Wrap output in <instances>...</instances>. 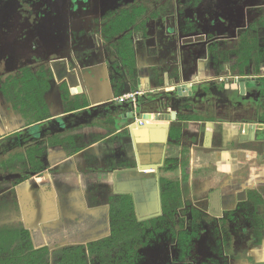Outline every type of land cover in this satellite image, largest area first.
I'll return each instance as SVG.
<instances>
[{"label":"flooded vegetation","instance_id":"flooded-vegetation-1","mask_svg":"<svg viewBox=\"0 0 264 264\" xmlns=\"http://www.w3.org/2000/svg\"><path fill=\"white\" fill-rule=\"evenodd\" d=\"M219 1L0 0V99L5 101L7 107H5L7 114L2 111L0 117L9 118L7 119L8 122H3L0 127V157L4 158L7 155L6 159L13 163L16 151L20 153L19 156L26 160L28 147L32 143H40L43 139L46 140L45 135L53 136V130L60 128V126H71L76 121L91 122L93 121L92 115L104 114L105 109L100 107L96 110L90 109V112L83 111L80 116L74 118L50 117L49 120L55 119L51 122L48 119L42 120L40 118L36 122L29 123L30 110L24 107L25 115L18 113L13 103L16 99V92L23 91L25 83L32 76L41 81L42 72H45L49 67L51 68V65L55 69L54 79H58L55 81L54 88L51 84L49 96H45L47 101L52 96L53 99L57 96L51 104H62L59 97L61 93L59 82L62 80L71 82L70 90L75 92L77 91L76 80H79L84 86L95 79L97 81L103 79L106 83L110 74L108 58L100 59L99 56L102 57V53L97 54L96 59L93 58V54L90 53V50L93 49V41L97 43L95 40L99 39L102 41V45L107 48L111 42L126 40L128 36L125 29L136 25L131 23L134 19H140L141 23L138 22L136 29H141L144 36L142 33L139 34V48L136 46L133 50L134 59L131 58L132 55L128 57L125 54H123L124 60L118 59V72L116 74L120 78L123 77V80L121 78L123 84L120 89L125 87V89L130 90L127 93L143 91L142 95L137 96L138 109H142L145 104L147 105L148 102H145L142 97L150 92L144 87L141 89L144 84H141L140 76H148V78L156 76V78L161 77V79L165 75L182 77L189 68H185L182 58H187L192 53V51L183 53V48L190 47L188 46L190 43L200 42L196 46L194 56L204 58V55L208 54L210 58H215L218 61L219 72L226 71L231 75L239 70L244 72L252 59L256 61L262 73L257 76L259 77L258 80L253 78L254 86L246 96H249L248 99L256 108L261 107L263 114L264 67L262 65L264 63L261 62H264V0H230L232 4L228 8L220 5ZM164 4H168L170 7L167 8V15L163 18L158 13L155 14L154 11H159V7ZM239 8L241 14L236 13ZM198 9H200L199 14L195 13ZM217 15L226 16L227 20L223 24L224 29L219 28ZM125 18L128 20L126 21ZM212 19L216 23L211 27L209 21ZM112 25L114 29L111 28ZM145 26L147 31H152V28L156 27L157 29L162 27L163 33L165 27H169L170 31L171 29L174 30L168 39L162 40L163 46L170 47L169 50H164L165 55L162 56L165 65H159L157 58L152 59V57L147 58L145 56L144 50L152 49L156 42L151 39L152 32L148 37L146 36ZM208 31L212 32L210 36H207ZM218 31L224 32L218 33ZM166 40H168L169 45L166 44ZM249 45L251 48L255 46L256 49L253 50L252 57L248 59L249 62L240 68L241 52L239 49ZM108 49H103V54H108ZM178 50L181 52L180 56ZM127 54L130 55L128 52ZM142 57L146 58L145 61H142ZM77 72H80V75ZM231 75L230 77H232ZM232 78L233 80L226 81L227 85L220 83L216 85L215 89L219 90L220 95H224L223 99L229 102L234 98L232 86L235 77ZM110 86L116 89L113 84ZM177 86L170 90L167 88L160 90L173 91V94L176 93L175 96L177 95ZM197 91V87H195L192 88L191 93ZM211 91H208L210 96L212 95ZM186 94L187 91L182 88L178 96H173L174 100L171 105L168 104V107L171 106L177 113L182 112ZM209 98L212 99V96ZM159 99L160 106H163L161 98ZM179 106L181 108H178ZM14 117H17L15 120L19 123L21 122L18 123L19 125H15L16 123L12 120ZM72 130L70 131L72 132ZM0 168L2 167L0 166ZM11 169L10 172L14 173L3 171L0 173V177L20 174L31 176L33 173L36 176L39 174L36 171H24L16 174L15 169ZM5 181L12 182L5 189L6 193H10L14 188V179ZM101 190L108 193V188ZM180 194L182 196L181 191ZM178 199L177 201L182 204L176 205L178 206L177 218L175 217V221L178 223L177 227L170 218H166V223L161 224V230L145 227L142 231V226H137L136 234L130 238L131 241L134 240V243L130 244L132 248L124 249L119 258V264H264V260H257L250 252L251 246L257 245L256 241H258L257 235L254 234L255 223L251 206L238 205L230 208V204H228L226 209H219L211 201L210 207L207 205L204 208V203L199 208L193 207L200 212V215L190 217L184 210L186 208L182 206L184 205L183 198L182 200ZM177 201H171L169 204L174 206ZM181 210L185 212L182 213ZM161 215L147 219H139L136 215V220L143 222L151 218H158ZM4 221L11 222L8 217L7 219L2 217L0 222ZM19 222L14 223L19 224ZM109 233L108 230L104 236L109 235ZM180 233L184 237L183 243L180 241ZM87 241L65 244L61 247L85 245ZM107 251L110 252L111 249Z\"/></svg>","mask_w":264,"mask_h":264},{"label":"crops","instance_id":"crops-1","mask_svg":"<svg viewBox=\"0 0 264 264\" xmlns=\"http://www.w3.org/2000/svg\"><path fill=\"white\" fill-rule=\"evenodd\" d=\"M144 51L147 52H144L147 58L151 57L147 49ZM204 56V58L194 56L187 73L182 77L168 75H165L163 79L156 76L152 78L140 76V79L137 77L141 80V84H144V86L141 85V89L144 87L145 90L150 91L142 97L148 103L138 111L139 114L145 112L163 114L159 120L149 119L144 127L134 124V117L129 116V102L113 101L117 96L130 91L125 87L113 89L109 81L105 83L103 79L104 84L101 87L100 81L95 79L96 81H89L86 84L88 90L86 95L77 91L81 97H84V99L79 98V102L82 101L87 105L70 113L88 109L96 110L100 107H103L105 111L104 114L98 113L101 118L97 114L92 115L93 123H84L83 127L72 130L75 136L74 142L81 147L80 151L63 157L64 151L57 146L53 149L56 152L53 164L49 162L47 156L45 157L46 170L49 171L56 195L49 197L46 193L41 194L42 188L33 191L29 182L37 179L35 175H31L13 188V190L18 189L19 202L27 201L26 206H21V209L28 210L30 213L29 227L33 228L37 224L41 234L43 226L49 246L52 244L49 241L51 235L53 243L56 242V238L66 236L72 239L74 236L70 233L65 234L63 226L58 230L52 225L47 227L51 222L42 224V204L37 202L38 206L36 205V195L45 196L43 199L45 201L47 198H54L61 225L64 222L63 211L71 219L70 223L81 218L85 223L81 231L94 233L92 239L108 233L109 205L106 199L110 194L130 195L139 219L161 215L160 179L162 178L179 185L177 189L182 193L184 205L190 202L193 207L199 208L204 203L205 208L207 205L210 207L213 201L214 206L219 209H226L228 204L230 208L238 205L252 208L257 205L264 208L263 117L255 119L221 117L219 112H222L223 105L229 106L235 112L240 109L257 110V108L248 99L249 96H243L242 100L234 97L229 102L223 99L224 95H220L219 90H215L216 85L226 84V81L233 80V76L257 78L262 72L248 74L238 71L233 75L226 71L219 72L218 61L210 58L208 54ZM145 59L142 57V61ZM163 60L158 61L159 65H165ZM255 65L257 67L256 61L252 59L251 69ZM160 81L164 82L163 86L158 84ZM188 84H191L193 88L197 87L198 91L191 93L189 97L186 96L185 103L182 105L181 113L188 115V118L178 120L177 111L171 106L168 107V104L171 105L173 98L178 95L174 96L176 93L173 94V91H166L170 93L160 96V89L170 90L176 85ZM209 90L212 92V99L209 98L211 97ZM159 98L163 106H160ZM208 102L219 106L217 117L209 118L202 112V105ZM49 111L53 118L66 114L62 104L52 103ZM107 116L110 118L107 119ZM242 124L258 125V135L252 139L249 133L246 141L241 140L239 128ZM177 125L180 126V135L172 139L170 129ZM69 149L72 150V148ZM91 182L108 188V193L91 187ZM22 184H25L24 188L20 187ZM26 186L30 187L29 190H25ZM20 194L23 199L19 196ZM91 196L95 198L91 200ZM32 217H37L41 221L40 225L30 224L33 223ZM75 228V235L79 238L78 226L76 225ZM260 238H262L260 246L251 247L250 251L257 260H264V249H262L264 238L263 236ZM84 242L82 239L78 243ZM260 247L262 250L259 249Z\"/></svg>","mask_w":264,"mask_h":264},{"label":"trees","instance_id":"trees-1","mask_svg":"<svg viewBox=\"0 0 264 264\" xmlns=\"http://www.w3.org/2000/svg\"><path fill=\"white\" fill-rule=\"evenodd\" d=\"M170 5L164 4L160 6L159 11L163 9L169 8ZM126 19V18H125ZM128 19H126L127 21ZM124 21V22H126ZM126 24V23H125ZM157 28V27H156ZM155 28V29H156ZM146 29V26L144 28ZM256 47L253 46H243L239 49L241 52V57L239 59L240 68H243L246 65L252 56L253 50ZM54 60V59H52ZM55 77V69H53L52 65L51 68H47L45 72H42V80L39 81L38 79L30 78L28 82L25 83V88L23 91L16 92V99L13 103V106L16 112L25 115L24 107L30 110L29 114V123L36 122L40 118L42 120L48 119L49 122L55 120L49 118L51 117L49 107L50 104L45 97L46 94L50 93L51 84H55L53 80ZM72 87L71 82H67L62 80L59 82V88L61 93L59 95L60 100H62V104L65 108L66 115L62 116V119L66 118H74L76 116H80L82 112H73L70 113L72 110L79 109L81 107L86 106L84 102L80 101L79 98L81 97L77 91H72L70 88ZM164 92V91H163ZM166 93V91H165ZM81 99V98H80ZM85 112H90V109L86 110ZM264 114V112H263ZM188 116V115H187ZM186 115L183 113H177L178 120L187 119ZM100 117V116H98ZM264 120V115L262 116ZM101 118V117H100ZM97 118V120H100ZM107 119L110 117L107 116ZM48 122V123H49ZM94 121L90 122L93 123ZM88 124V122H85ZM85 124L83 121H76L71 126H60L53 130L52 135H45L46 140H42L40 143H32L28 147V158L25 160L20 155L19 152L15 151L16 157L12 162L6 159L7 155L4 158L0 157V164L1 167L4 169V172H10L12 169H15V173H22L26 171H36L39 174V178L42 177V183L39 185L31 187L34 191L40 190L42 188V193H46L47 196H51L54 194L56 195L55 187L51 181V177L49 175V171L46 170V165L43 163V158L47 156L49 162H52L56 156V152L53 151L54 148L57 146L60 147V150L64 151L63 157H67L70 154H74L81 150V147L77 146L74 142L75 136L70 131L71 129H78L83 127ZM170 137L173 139L180 135V128L174 126L170 129ZM177 139V138H176ZM68 147V148H66ZM69 148H72L70 150ZM58 150V149H57ZM56 150V151H57ZM69 151V152H68ZM171 161V160H169ZM175 161V160H173ZM9 162V163H8ZM53 164V162L51 163ZM170 168V167H169ZM168 168V169H169ZM30 176V175H29ZM27 175H17L14 178V186H17L21 182L25 181L29 178ZM160 186H161V201H162V215L158 218H151L145 220L143 222H138L136 220L135 209L133 199L128 194H110L108 195L107 203H108V216H109V235L104 236L99 239H92L86 242V246L83 244L77 245H66L59 249V253L55 251L53 254L55 263L54 264H92L91 261L87 258L86 249H88L90 253L96 255L100 262L99 264H119L120 263V256L123 254L113 255L111 256V251L114 248L116 241L123 240L120 242L125 249H131L132 246L130 244L134 243V240H130L137 232V226H142V231L145 227H150L153 230H161V224L166 223L165 219L170 218L174 221L175 227H177V222L175 219L177 218V207L176 205H170L171 201H177L179 198L180 191L177 189V185L175 188V183L167 181L166 179H160ZM6 193L4 188H0V217H9L11 213L14 211L20 210L18 208V204L16 202L17 196L15 197L14 190H12V196L9 200H6V197L2 195ZM2 196V197H1ZM21 197V194L19 195ZM22 198V197H21ZM23 199V198H22ZM22 201V207L26 206L27 201ZM191 213L194 216H199L200 212L192 208ZM176 217V218H175ZM45 219V218H44ZM59 219L57 213H50V218L45 219L43 223H47L48 221H54ZM18 223V222H17ZM160 225V226H157ZM152 226V227H151ZM14 222H0V264H50V247L45 240V243H42L40 246L35 247L31 236H30V227H25L23 225L20 226L18 231V236L21 237V240L24 242V245H19L16 241V237H14ZM255 232L254 234H263L262 228H259L255 225ZM151 230V229H150ZM183 233V232H182ZM180 233V241L184 242L183 234ZM43 236V235H42ZM263 235H261L262 237ZM44 238V236L42 237ZM41 238V242H43ZM262 240V239H261ZM260 240V241H261ZM111 249L110 252L107 250ZM27 251V252H26ZM231 252V250H229ZM106 253V254H105ZM116 257L118 259H116ZM122 259V258H121Z\"/></svg>","mask_w":264,"mask_h":264},{"label":"rangeland","instance_id":"rangeland-1","mask_svg":"<svg viewBox=\"0 0 264 264\" xmlns=\"http://www.w3.org/2000/svg\"><path fill=\"white\" fill-rule=\"evenodd\" d=\"M220 5H223V6H225V8H228V7H231V4H232V2L230 1V0H220L219 2H218ZM227 3L229 4L228 6H227ZM221 7V6H220ZM169 9V8H168ZM168 9H163V10H161V11H158V10H155L154 12H155V14H159L160 15V17H165L166 15H167V10ZM199 10L200 9H198V10H196L195 11V13H197V14H199L200 12H199ZM240 10V8L238 9V11L236 12L237 14H241V11H239ZM218 16V26H219V28H222V29H224V22H226V20H227V18H225L226 16L225 15H217ZM144 18V17H143ZM162 18V19H163ZM164 20V19H163ZM138 22H140V19L138 20V19H134V20H132L131 21V23H135L136 25H138ZM150 22H151V20H150ZM141 23V22H140ZM216 23V21L215 20H211V21H209V25L212 27L214 24ZM222 24V25H220V24ZM119 26H122V25H120V24H118ZM118 25H116V26H118ZM136 25H133V26H131V27H128V28H126L125 29V33H126V35L128 36L127 37V39L126 40H123V41H121V42H119V41H116V42H111V44L110 45H108L107 46V48L106 47H104L103 45H102V41H100L99 39H96L95 41L97 42V43H95L94 41H93V49H91L90 50V53H92L93 54V58L94 59H96L97 57V54H100V53H102V57H100L99 56V58L100 59H104V58H108V69L110 70V74H109V82H110V84L112 83L113 84V86H115L116 88L117 87H121L122 86V84H123V77L121 76V78H122V80H121V78L116 74V72H118V69H117V63H119V61H118V59H122V60H124L123 58V54H125L126 56H128V57H130L131 55V58H133L134 59V55H135V53H134V48L137 46L138 48H139V34H141L142 33V35L144 36V33L142 32V30L141 29H136ZM193 27H196V25H193ZM111 28L112 29H114V26L112 25L111 26ZM157 29V28H156ZM156 29L155 28H152V31H150L149 29V31H148V34L150 35V33L151 32H153V35H154V32L156 31ZM160 30H162L161 28H159ZM219 32H224V31H218V33ZM212 32H207V36L209 35L210 36V34H211ZM214 33V32H213ZM216 33V32H215ZM261 35H263V34H261ZM206 36V37H207ZM101 39H102V37H101ZM191 39H192V37H191ZM109 48V49H108ZM197 47H188V48H183V53L184 52H186V51H192V50H195ZM103 49H108V54H103ZM127 52L130 54V55H128L127 54ZM180 52V51H179ZM178 52V54H179V56H180V54H181V52L179 53ZM148 53H150V55H152L153 54V51H152V49H150V50H148ZM227 55V54H226ZM252 57V56H251ZM153 59V58H152ZM182 60L184 61V63H185V68L187 69L191 64H192V60H193V57L192 56H189V57H185L184 59L182 58ZM127 62L129 61V59L128 60H126ZM261 63H264L263 61L261 62ZM259 66L257 65V67H252V69L250 68V65H247V67H246V69L247 70H245L244 72H247L248 74H260V72H262L259 68H258ZM240 71V70H239ZM242 72V71H241ZM78 73V72H77ZM79 75H80V72L78 73ZM74 76H75V74H73ZM77 76V75H76ZM54 81H58V79H53ZM104 83H103V81H100V85H101V87H102V85H103ZM159 85H161V86H163L164 85V82L163 81H160L159 83H158ZM163 84V85H162ZM75 85H76V88H77V91H80V92H82V93H84V95H86V90H87V86L85 85L84 86V84L83 83H81V82H79V80H76V82H75ZM55 87V84H53V86H52V88H54ZM57 92V91H56ZM168 92V91H167ZM161 93V95L163 96L164 94L165 95H167V94H169V93H165V91L163 92V91H161L160 92ZM49 95L48 94H46V97H48ZM53 97V96H52ZM50 98V99H48V102H49V104L51 105V101H53L54 99L53 98ZM81 99H84V97H80ZM85 99H87V98H85ZM54 104V103H53ZM6 106H5V101L3 100V99H0V116H1V113H2V111H4V113L5 114H7V112L5 111L6 110V108H5ZM218 107L219 106H214L213 105V102H208L207 104H205V105H202V107H201V110H202V112L203 113H205L206 114V116L207 117H209V118H214V117H217L218 116ZM252 107V106H251ZM235 111H232L230 108H229V106H227V105H223L222 106V112L220 113L219 112V114H221V117H223V118H229V119H234V118H236V119H255V118H261L264 114H262V109H261V107H258L257 108V110H253V108H251V109H243V110H239V111H237V112H235ZM199 113V112H198ZM202 114V113H201ZM200 114V115H201ZM199 115V116H200ZM15 118H17V117H14V119H12V120H14V123H16L15 125H19L20 123L17 121V120H15ZM7 119H9V118H7ZM7 119H5V118H3V117H0V127H1V125L3 124V122H8V120ZM7 120V121H6ZM19 123V124H18ZM9 124V123H8ZM177 127L178 128H180V126H178L177 125ZM1 132H3V131H1ZM1 134V133H0ZM66 148H68V147H66ZM69 152V151H68ZM43 164L44 165H46V158L44 157L43 158ZM0 166H1V164H0ZM3 168H0V173H2L3 172ZM15 178V177H14ZM13 177L12 178H6V179H4V178H0V188H4V190L9 186V185H11L12 184V182H7V181H5V180H13L14 179ZM37 179H33V180H30V182H29V186L30 187H32V186H36V185H39V183H42V177L41 178H39V176L38 177H36ZM14 183V182H13ZM22 183V182H21ZM90 186L91 187H95V188H99V189H104V188H106V187H101L100 185H98V184H96L95 182H91L90 183ZM20 187H25V184H22ZM30 187H28V186H26V188H25V190L26 189H28L29 190V188ZM175 188H176V185H175ZM17 188H15V190H14V193L16 194L15 195V197L17 196V194H18V192H17ZM11 191V190H10ZM41 194H42V192H40ZM12 194V191L9 193V192H7V193H4L2 196L3 197H7L6 198V200H9V198L11 197L10 195ZM1 196V197H2ZM41 196V195H40ZM39 195H36V200H35V203H36V205H37V202H39V204H42V224H44L43 222L45 221V219H47V218H50V213L51 212H53V213H56V206H55V202H54V198L52 199V198H47L46 199V201L45 200H43L44 199V197L45 196H43L42 195V197H40ZM93 198H95L94 196H91L90 197V199L91 200H93ZM179 198L182 200V196L180 195L179 196ZM52 199V200H51ZM179 200V199H178ZM16 202H17V204H18V208L20 209V210H17L16 212H14V214H12V215H10V217H8V219H9V221H11V222H19V224H16V223H14L15 224V227H14V233H13V235H14V237H16V241L19 243V245H24V242L21 240V237H19L18 236V231H19V229H20V226H21V224L23 225V226H25V227H28L29 226V223H28V218H29V211L28 210H22L21 209V206H22V204L19 202V200H16ZM23 202H25V200L23 201ZM182 203H180V202H176L175 203V205H181ZM253 204V203H252ZM254 205V204H253ZM252 205V206H253ZM38 206V205H37ZM183 207L185 206V208L186 209H184L185 211H187V215L188 216H194V214L193 213H191L190 211H191V209L193 208V206L191 205V203L189 202V203H187L186 205H182ZM53 209V211H52V209ZM184 210H181V211H183L182 213H184L185 211ZM263 210H264V208L262 209L261 207H258L257 205H255V207L252 209V211H253V218H254V223H255V225L256 226H258L259 228H262V230H264V212H263ZM251 211V212H252ZM63 217H64V222H62V225H61V223L59 222V220L57 219V220H54V221H51V224L50 225H48L47 227H51V225L52 226H54V228L55 229H58V230H60L61 228H62V226H63V229H64V233L66 234V233H70L72 236H74V238H72V239H70L69 237H66V236H63L62 238H56L57 240H56V242L54 241V243L52 242V240H51V237H53L48 231V233L51 235V237H50V239H49V241L52 243L49 247H50V254H51V258H50V264H54L55 263V259H54V257H53V255L55 256V254H53L55 251H59V249L60 248H62L61 246L62 245H65V244H75V243H78V242H81V240L83 239L84 241H86L87 240V238L89 239V241H90V239H92V237L94 236V233H89L90 231H84V232H82L81 231V229L83 228V226L85 225V223L81 220V218H79V219H77V221L76 222H72V223H70V221H71V219L67 216V213H65L64 211H63ZM79 217H81V216H79ZM45 218V219H44ZM36 219V220H35ZM0 220H2V217H0ZM14 220V221H13ZM25 220H27V222L25 221ZM32 220L33 221H31V222H33V223H30V224H35V223H38L39 225H40V223H41V221L40 220H38V218L36 217H32ZM24 221V222H23ZM165 221H166V219H165ZM30 222V221H29ZM47 223H49V221L47 222ZM46 224V223H45ZM179 224H183V223H179ZM76 225L78 226V229H79V233H78V236H79V238H77V236L75 235V230H76ZM104 226H107V224H103ZM38 225L37 224H35L34 225V227L33 228H31L30 227V236H31V239H32V241H33V243H34V245H35V247H38V246H40L42 243H45V240L47 239L46 238V236H45V231L43 230V226H42V233L40 234L39 233V231H38ZM50 230H52L51 228H49ZM108 229H109V227H108ZM99 234V233H98ZM44 236V238H42L43 236ZM261 235H263V238H264V231H263V234H257V240L258 241H256V243H257V245H252L251 247H255V248H257L258 246H260V244L262 243L261 241V239L262 238H260L261 237ZM41 238H42V240H43V242H41ZM45 239V240H44ZM78 239V240H77ZM261 240V241H260ZM123 240H119V241H116V243H115V245H114V248L112 249V251H111V256H113V255H118V254H122L123 253V251H124V248H123V246H122V244L120 243V242H122ZM48 242V241H47ZM61 242V243H60ZM55 243H57V244H55ZM55 244V245H54ZM262 247V246H261ZM261 247L259 248V249H261ZM262 249H264V247H262ZM261 249V250H262ZM89 250L88 249H86V254H85V256L87 255V258L89 259V261H91L92 262V264H99L100 262H98L99 261V259H98V257H96V255H94V254H92V253H90V252H88ZM27 252V251H26ZM251 252V251H250ZM256 252H258V251H256ZM59 253V252H58ZM106 254V253H105ZM254 256V255H253ZM116 259H118L117 257H116Z\"/></svg>","mask_w":264,"mask_h":264},{"label":"water","instance_id":"water-1","mask_svg":"<svg viewBox=\"0 0 264 264\" xmlns=\"http://www.w3.org/2000/svg\"><path fill=\"white\" fill-rule=\"evenodd\" d=\"M159 28H161L162 30H160ZM158 29H156V31L154 32V35L152 36L151 39H154L155 42V45L153 46L152 48V51H153V54L151 55L152 58H157L158 61H162V56L165 55L164 53V50H169V46H163L162 44V40L164 39H168L169 35L170 34H173L174 30L171 29V31L169 30V27H165V32L163 33V28L162 27H159ZM145 33H146V36L148 37V31L145 30ZM153 34V32H152ZM140 39V37H139ZM167 45H169V42L168 40L165 41ZM200 42L198 43H190V47H196L199 45ZM180 51V50H178ZM195 50H192V53H191V56L194 57L195 53H194ZM147 53V52H145ZM180 53V52H179ZM259 79V77H257V80ZM250 84V85H249ZM183 85H178L176 88H177V95L180 94V90L182 88H184V90L187 91V94L186 96L189 97L191 92H192V88L193 86H191V84H188L186 85L185 87H182ZM254 86V79L253 78H245V77H235V80L233 82V96L236 97V98H239L240 100L243 99V96H245L246 94H248L251 90H252V87ZM264 88V86H263ZM232 90V89H231ZM250 90V91H249ZM170 93V92H169ZM185 96V94H184ZM231 102V101H230ZM129 109L131 110V105H129ZM129 110V111H130ZM140 110V109H139ZM131 117H133L132 113H130ZM258 125L256 124H242L240 126V139L241 140H244L246 141L249 137V133H250V137H252V139L255 138V136L258 135ZM252 134V136H251ZM33 175H35V173H33ZM17 175H9V176H5V177H2L4 179L6 178H12V177H16ZM1 178V177H0Z\"/></svg>","mask_w":264,"mask_h":264},{"label":"built area","instance_id":"built-area-1","mask_svg":"<svg viewBox=\"0 0 264 264\" xmlns=\"http://www.w3.org/2000/svg\"><path fill=\"white\" fill-rule=\"evenodd\" d=\"M142 94H143V91H136L134 93H132V92L131 93H125V94H122L120 96H117L113 100L117 103L129 102L131 105L130 113H132V115L134 117V124H136L140 127H144L147 124V121L149 119L159 120L162 118V115H163L161 113H156V112H145V113L139 114L138 111H140V110L138 109V105H137V96H140Z\"/></svg>","mask_w":264,"mask_h":264}]
</instances>
